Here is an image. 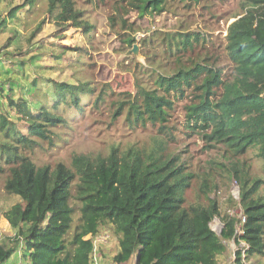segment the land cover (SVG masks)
Returning a JSON list of instances; mask_svg holds the SVG:
<instances>
[{"label":"trees","instance_id":"trees-1","mask_svg":"<svg viewBox=\"0 0 264 264\" xmlns=\"http://www.w3.org/2000/svg\"><path fill=\"white\" fill-rule=\"evenodd\" d=\"M40 1L23 0V7L32 8ZM243 1L242 13L226 29L219 55L210 53L211 36L186 27L184 20L160 40L162 51L174 58L173 67L153 69L151 86L136 79L135 92L118 102L112 115L113 120L123 116L132 131L151 129L153 134L141 145L112 146L105 155L74 154L69 165L38 166L32 155L60 140L56 130L69 127L67 112L83 115L87 106L90 113L100 111L107 104L105 91L95 93L89 82L53 83L52 102L46 99L34 111L25 100L9 102L22 123L15 125L0 115V177L5 194L20 201L3 212L13 233L0 242V264H7L19 249L23 253L19 260L27 264H92L93 237L102 226L120 238L115 264L133 257H138L136 264H218L229 240L236 246L246 243L245 261L260 264L259 258H264V0ZM86 2L111 7L110 26L135 32L125 15L143 18L173 10L176 15L180 11L183 19H195L191 2L205 1ZM46 3L47 15L60 28L80 29L86 35L93 29L74 0ZM215 5L203 3L200 10ZM199 16L204 23L202 13ZM209 16L216 17L211 11ZM134 42L131 34L123 40L130 47ZM222 59L229 64L227 71L219 68ZM187 98L184 131L171 121L170 112L176 102ZM186 132L199 134L222 150L226 164L217 174L238 186V201L227 203L242 211L241 236L235 235L238 218L222 214L218 200L210 197L219 189L215 180L204 172L195 174L190 158L175 149ZM254 161L260 176L253 172ZM192 189H196L195 201L188 203ZM215 218L222 224L219 234L210 228ZM234 262L242 264L240 250Z\"/></svg>","mask_w":264,"mask_h":264},{"label":"rangeland","instance_id":"rangeland-1","mask_svg":"<svg viewBox=\"0 0 264 264\" xmlns=\"http://www.w3.org/2000/svg\"><path fill=\"white\" fill-rule=\"evenodd\" d=\"M74 1L93 26L88 35L80 29L60 28L54 24L47 15L46 0H41L32 8L23 7V0H0V115L6 116L19 126L22 122L18 121L16 111L9 107V102L25 100L34 111L46 99L47 102H52L53 83L76 86L78 83L89 82L95 93L104 90L107 97V104H103L100 111L93 110L90 113L89 106L85 107L86 112L83 115L76 113L75 116V111H68L70 128L57 129L56 132L61 137L55 146L47 148L44 145V151L37 149L32 155V161L38 166L53 167L59 162L69 165L74 154L105 155L112 146L124 149L129 145L147 142L148 137L153 134L150 128H136L132 131L123 116L113 120L112 115L117 103L135 92L136 79L151 86L154 80L152 78H155L154 73H151L153 69L156 70L159 66L165 70L173 67L174 58L168 57L162 51L163 47L158 44L160 40L166 32L176 31L179 22L184 20L186 27L211 36V44L208 45L210 53L219 55L226 29L242 13L241 5L244 3L243 0H204L205 2L197 4L191 2L195 13L192 17L195 19H183L179 16L180 11L176 15L173 10L160 16L143 18L136 13H130L125 18L134 25L136 31L131 32L121 30L119 26H110L108 18L113 12L111 7H97L86 0ZM213 2L216 5L211 9L200 10L203 3L207 5ZM209 11L216 17L209 16ZM199 13H202L204 23L200 22ZM128 34L135 41L132 47L123 43ZM134 47L136 55L132 53ZM219 68L227 71L229 64L222 59ZM149 74L152 76L150 79ZM189 99L176 102L174 110L170 112L171 121L184 131V106L189 103ZM83 103L86 104L85 99ZM215 146L199 134L186 132L183 140L175 144V149L181 157L190 158L188 161L193 165L195 174L204 172L215 180L219 189L210 197L218 200L222 214L239 217L242 215L240 207L235 203H227L232 197L237 199L238 186L227 180V177L222 178L217 174L220 170L223 171L221 164L226 162L221 157L222 150ZM253 172L255 176L260 174L255 161ZM3 183L4 177L1 176L0 242L13 233L3 218V212L20 201L18 197L5 194ZM196 189L188 192V203L195 201ZM261 194L264 195V188ZM210 228L219 234L222 229L219 219L215 218L210 223ZM119 239L109 227H100L97 235L93 237V242L100 241L95 244L92 264H115L113 257L119 251ZM224 243L226 252L217 258V262L234 264L235 253L239 248L234 240ZM18 254L21 257L22 249L15 252L7 264H27L26 260H19ZM259 262L264 264V258H259ZM253 263L242 261V264ZM123 264H136V257Z\"/></svg>","mask_w":264,"mask_h":264},{"label":"built area","instance_id":"built-area-1","mask_svg":"<svg viewBox=\"0 0 264 264\" xmlns=\"http://www.w3.org/2000/svg\"><path fill=\"white\" fill-rule=\"evenodd\" d=\"M232 198H233L235 201H238V197H237V199L234 198V197H232ZM237 218H238V220L240 221V223L237 224L236 227H235V235H236L237 237H239V236H241L242 233H243V232H242L241 225L244 223V219H243L242 215H240V216L237 217ZM99 241H100V240H96L95 242H93V243H94V244H93V253H94L95 248H96L95 244H96L97 242H99ZM238 248H239V250H240V252H241V260L243 261V260H245V255H246V251L248 250V245H247L246 243L241 242V243L239 244Z\"/></svg>","mask_w":264,"mask_h":264},{"label":"water","instance_id":"water-1","mask_svg":"<svg viewBox=\"0 0 264 264\" xmlns=\"http://www.w3.org/2000/svg\"><path fill=\"white\" fill-rule=\"evenodd\" d=\"M132 53L136 55V49H135V47L133 48ZM137 260H138V257H136V262H137Z\"/></svg>","mask_w":264,"mask_h":264},{"label":"clouds","instance_id":"clouds-1","mask_svg":"<svg viewBox=\"0 0 264 264\" xmlns=\"http://www.w3.org/2000/svg\"><path fill=\"white\" fill-rule=\"evenodd\" d=\"M238 197H239V193H238ZM217 234V233H216Z\"/></svg>","mask_w":264,"mask_h":264}]
</instances>
